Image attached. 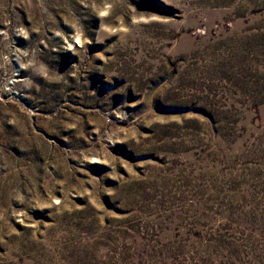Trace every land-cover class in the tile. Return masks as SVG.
Segmentation results:
<instances>
[{
    "label": "rangeland",
    "instance_id": "obj_1",
    "mask_svg": "<svg viewBox=\"0 0 264 264\" xmlns=\"http://www.w3.org/2000/svg\"><path fill=\"white\" fill-rule=\"evenodd\" d=\"M0 264H264V0H0Z\"/></svg>",
    "mask_w": 264,
    "mask_h": 264
}]
</instances>
